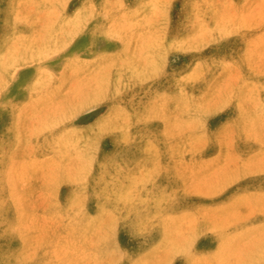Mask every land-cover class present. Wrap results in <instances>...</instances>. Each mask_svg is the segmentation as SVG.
Listing matches in <instances>:
<instances>
[{
	"label": "rangeland",
	"instance_id": "rangeland-1",
	"mask_svg": "<svg viewBox=\"0 0 264 264\" xmlns=\"http://www.w3.org/2000/svg\"><path fill=\"white\" fill-rule=\"evenodd\" d=\"M67 2L0 14V264H264V0Z\"/></svg>",
	"mask_w": 264,
	"mask_h": 264
},
{
	"label": "bare ground",
	"instance_id": "bare-ground-1",
	"mask_svg": "<svg viewBox=\"0 0 264 264\" xmlns=\"http://www.w3.org/2000/svg\"><path fill=\"white\" fill-rule=\"evenodd\" d=\"M22 1L25 0H20V3ZM29 1V0H28ZM32 3L36 4V8L38 10V13H41L40 15H42L45 11V9H47L48 4H52L53 0H30ZM77 0H70V2H67L64 5V10L62 11V8H60V13H54L52 10L50 11V13L52 12L53 14H62L59 15L60 18L58 19V22H54L53 28L51 30L56 31V30H61L66 28L68 25H71L75 20H76V14H78L77 10L73 7V3L76 2ZM32 6V5H31ZM30 6V7H31ZM33 7V6H32ZM42 7L44 9L43 13L40 11V8ZM20 12L21 7L19 4H17V0H15V2L13 0H0V14H4L5 17H7V14H9L8 16H10V14H17V10ZM10 10V13H5L6 11ZM68 11V13H67ZM36 20H32L31 19V26L35 25ZM15 25L13 26H7L5 24V21H2V24H0V47L4 45L5 43V37L4 34L1 36V30H9V29H15ZM19 27V26H18ZM46 30V29H44ZM14 37H18L17 34H13ZM48 36H50V34H48ZM0 55H2V53H0ZM13 57V56H12ZM15 57H19V56H15ZM7 59V56L5 58V60ZM53 59H51V63H55V61H52ZM18 61H22L21 57H19ZM53 68V67H52ZM25 80L24 76H21L18 79V82H22Z\"/></svg>",
	"mask_w": 264,
	"mask_h": 264
},
{
	"label": "crops",
	"instance_id": "crops-1",
	"mask_svg": "<svg viewBox=\"0 0 264 264\" xmlns=\"http://www.w3.org/2000/svg\"><path fill=\"white\" fill-rule=\"evenodd\" d=\"M76 40V39H75ZM62 64V62H61ZM56 67L53 66V69H55ZM8 88V87H7ZM6 88V90H3L1 92V95H3V97L5 96V94L7 93L8 89ZM10 100H7V102H2L0 103V105L2 104V106L0 107V114L4 115V111H11V110H14L15 109V103L11 102L12 100H19L15 97H12V98H9ZM29 104V103H28ZM21 108H25V105H18V108L20 109Z\"/></svg>",
	"mask_w": 264,
	"mask_h": 264
}]
</instances>
